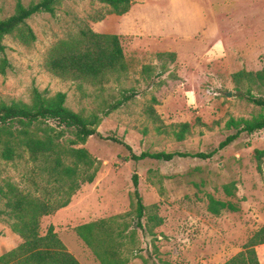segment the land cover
Here are the masks:
<instances>
[{
    "label": "rangeland",
    "instance_id": "rangeland-1",
    "mask_svg": "<svg viewBox=\"0 0 264 264\" xmlns=\"http://www.w3.org/2000/svg\"><path fill=\"white\" fill-rule=\"evenodd\" d=\"M14 2L0 0V17L12 13ZM132 2L130 18L110 14L92 21L90 16L100 4L63 0L56 15L35 14L27 20L36 35L30 45L12 35L3 39L9 67L0 74V100L27 102L34 86L50 94L63 91L70 109L102 116L97 127L101 135L89 136L79 145L94 160L91 169L81 166L80 173L94 172L93 181L79 180L66 206L40 217L39 233L52 225L81 264H101L75 228L104 219L122 233V238L114 237L125 264H222L264 224V173L258 171L254 156L255 149L264 148V130L241 133L209 158L175 155L168 161L132 160L125 146L109 138L123 140L136 154L209 153L231 132L225 127L230 116L257 114L259 107L240 96L245 87L236 89L231 75L239 70L256 72L264 65V0ZM79 18L97 32L120 37L128 67L125 75L110 76L103 85L79 87L44 69L47 49L73 31ZM160 52H174L176 58L159 60ZM252 92L264 96L261 86L254 85ZM130 93L134 94L130 99L104 114L110 103ZM148 106L154 108L156 118L147 113ZM181 122H188L190 131L177 141L168 126ZM65 138L72 137L66 134ZM48 166L47 161L32 162L26 153L13 161L0 158V186L7 190L11 184L33 196L61 202L67 194L59 189ZM134 172L146 208L141 226L136 224ZM227 184L233 188L232 195L225 192ZM209 196L231 202L238 210L211 214ZM0 210H6L1 194ZM149 214L162 218V223L150 228ZM12 222L7 213H0V255L22 241ZM256 252L264 264V244L256 246Z\"/></svg>",
    "mask_w": 264,
    "mask_h": 264
},
{
    "label": "trees",
    "instance_id": "trees-1",
    "mask_svg": "<svg viewBox=\"0 0 264 264\" xmlns=\"http://www.w3.org/2000/svg\"><path fill=\"white\" fill-rule=\"evenodd\" d=\"M62 1L30 0L25 3L24 0H15L12 13L0 17V74H5L9 67V61L5 56L4 37L12 35L19 43L30 45L36 40V35L27 20L35 14L56 15L57 7ZM94 1L101 6L90 16L92 21H99L108 14H125L133 3L132 0ZM75 26L73 31L55 41L45 52L43 67L47 72L62 80L74 81L79 87L82 84L103 85L110 76L119 77L126 74L127 62L117 34L97 32L83 18L77 19ZM156 56L159 60L167 57L170 62L176 58L174 52H160ZM231 77L236 89L245 87L244 93L240 96L257 105L259 112L249 118L230 116L225 122V127L231 132L211 152L190 154L143 151L136 154L123 140L114 137L109 139L125 146L129 150L130 158L135 161L146 158L168 161L175 155H191L205 159L232 143L241 133L251 134L264 130V96L252 92L254 85L264 88V65L256 72L246 70L233 72ZM133 95L131 93L123 95L121 99L110 103L104 114L118 108ZM152 101H156L154 97ZM65 102V92L57 91L50 94L34 86L27 102L21 99L0 100V158L13 161L21 153H26L32 162L47 161L50 175L58 183L59 189L67 194L65 200L53 203L49 199L23 192L11 184L7 190L0 186V194L5 199L6 207V210H0V213L5 212L13 219L11 228L22 239L15 248L0 255V264H81L63 244L52 225L48 226L44 234L39 233L40 217L66 206L70 196L78 189L79 180L92 182L95 175L94 172L88 171L80 173L81 166L86 170L91 169L94 160L88 151L79 145L89 136L101 135L97 127L102 116L95 112L86 114L76 112ZM146 111L153 118L157 117L152 106H148ZM168 127L166 129L171 131L177 141H182L190 131L188 122L170 124ZM157 129L160 130L159 127ZM66 134H70L72 138H65ZM254 156L258 171L264 173V148L255 149ZM132 184L136 224L141 226L146 208L138 187V174L135 172L132 174ZM224 189L226 194H233L231 185H225ZM225 209L237 211L238 207L231 202L209 196L207 210L211 214L218 215ZM147 219L152 222L150 228L162 223V218L155 214H149ZM151 230L149 229L150 232ZM75 232L101 264L127 262L121 256L120 246L114 237L116 235L122 238V233L115 232L106 224V220L81 224L75 228ZM261 244H264V224L246 240L242 250L222 264H260L256 246Z\"/></svg>",
    "mask_w": 264,
    "mask_h": 264
},
{
    "label": "crops",
    "instance_id": "crops-1",
    "mask_svg": "<svg viewBox=\"0 0 264 264\" xmlns=\"http://www.w3.org/2000/svg\"><path fill=\"white\" fill-rule=\"evenodd\" d=\"M133 5V4H132ZM132 5H131V7H130V9H129V11L127 12V13H125V14H123V16H122V18H130V16H132V13H133V9H132ZM108 15H110V14H108ZM133 19H135V18H133ZM101 32V31H100ZM121 33H123V31L122 32H119V34H121Z\"/></svg>",
    "mask_w": 264,
    "mask_h": 264
},
{
    "label": "water",
    "instance_id": "water-1",
    "mask_svg": "<svg viewBox=\"0 0 264 264\" xmlns=\"http://www.w3.org/2000/svg\"><path fill=\"white\" fill-rule=\"evenodd\" d=\"M228 95H230V92H228Z\"/></svg>",
    "mask_w": 264,
    "mask_h": 264
}]
</instances>
